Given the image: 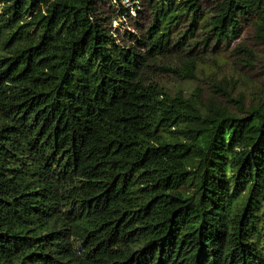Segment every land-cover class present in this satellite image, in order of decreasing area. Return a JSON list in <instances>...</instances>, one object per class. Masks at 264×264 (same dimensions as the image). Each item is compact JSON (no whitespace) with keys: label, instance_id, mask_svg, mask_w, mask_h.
<instances>
[{"label":"trees","instance_id":"trees-1","mask_svg":"<svg viewBox=\"0 0 264 264\" xmlns=\"http://www.w3.org/2000/svg\"><path fill=\"white\" fill-rule=\"evenodd\" d=\"M103 2L0 0V264H264V102L150 77L251 66L264 0H141L129 45Z\"/></svg>","mask_w":264,"mask_h":264},{"label":"rangeland","instance_id":"rangeland-1","mask_svg":"<svg viewBox=\"0 0 264 264\" xmlns=\"http://www.w3.org/2000/svg\"><path fill=\"white\" fill-rule=\"evenodd\" d=\"M142 9L141 0H104L98 7V13L105 19L103 25L109 28L117 41L129 45V35L142 33L148 22L145 12H140ZM240 40L255 53L256 57L248 59L251 66L239 62L237 57L228 56L227 60H222L209 54L195 71V80L183 79L182 70L179 76L168 71H156L150 77H154L170 92L181 90L190 96L199 88L202 101L212 98L229 108H236L235 102H227L221 95L222 91L234 100L241 97L246 105L264 102V53L253 47L245 34Z\"/></svg>","mask_w":264,"mask_h":264}]
</instances>
